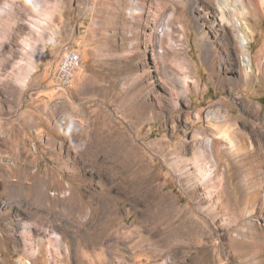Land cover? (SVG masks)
I'll return each mask as SVG.
<instances>
[{"label": "rangeland", "instance_id": "rangeland-1", "mask_svg": "<svg viewBox=\"0 0 264 264\" xmlns=\"http://www.w3.org/2000/svg\"><path fill=\"white\" fill-rule=\"evenodd\" d=\"M33 260L264 264V0H0V264Z\"/></svg>", "mask_w": 264, "mask_h": 264}, {"label": "built area", "instance_id": "built-area-1", "mask_svg": "<svg viewBox=\"0 0 264 264\" xmlns=\"http://www.w3.org/2000/svg\"><path fill=\"white\" fill-rule=\"evenodd\" d=\"M80 65L81 58L78 52L70 47H65L54 74V87L57 91L67 90L72 85Z\"/></svg>", "mask_w": 264, "mask_h": 264}, {"label": "bare ground", "instance_id": "bare-ground-1", "mask_svg": "<svg viewBox=\"0 0 264 264\" xmlns=\"http://www.w3.org/2000/svg\"><path fill=\"white\" fill-rule=\"evenodd\" d=\"M212 65V64H211ZM233 80H231V82H232ZM227 120H228V118H227V115H222V117H221V120H219V128L218 129H220V128H222V127H225L226 128V131L224 132V130L222 131V132H224V136L225 137H229V133H228V131L229 130H227ZM200 140H202V139H200ZM200 149H198V153H199V157H200V159H203V158H205L206 156H207V151L205 150V148H204V146L203 145H201L200 147H199ZM197 151V150H196ZM219 151H218V149L216 150V151H213V146H212V153H213V155H214V157L217 155V153H218ZM231 154V153H230ZM233 154V153H232ZM198 157V158H199ZM201 173H203L202 171H201ZM197 174V176H198V172L196 173ZM200 177V176H199ZM248 194H250V192L248 193V191L247 190H244V193H243V196L245 197L246 195H248ZM175 210V209H174ZM211 210V209H210ZM178 212V211H177ZM210 212H212V211H210ZM179 213V212H178ZM180 215V214H179ZM216 216V215H215ZM214 217V216H213ZM29 261V260H28ZM29 263H30V261H29ZM23 264H27V261H24L23 262Z\"/></svg>", "mask_w": 264, "mask_h": 264}, {"label": "crops", "instance_id": "crops-1", "mask_svg": "<svg viewBox=\"0 0 264 264\" xmlns=\"http://www.w3.org/2000/svg\"><path fill=\"white\" fill-rule=\"evenodd\" d=\"M54 245V244H53ZM47 247H48V245H47ZM47 247L45 246V247H43V249L41 250V251H46L47 250ZM63 247H65V246H63ZM50 248V247H49ZM53 248V247H52ZM22 251H23V254H26V247H24L23 249H22ZM22 254V253H21ZM62 254V253H61ZM19 256H21L20 255V253L18 254ZM31 255H34V254H31ZM33 263L34 264H41L42 262L41 261H39V260H33Z\"/></svg>", "mask_w": 264, "mask_h": 264}]
</instances>
